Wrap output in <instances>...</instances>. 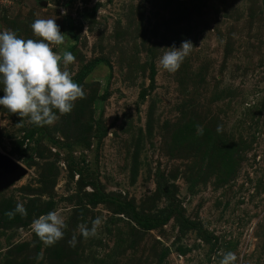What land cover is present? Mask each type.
<instances>
[{
	"label": "rangeland",
	"instance_id": "374dc122",
	"mask_svg": "<svg viewBox=\"0 0 264 264\" xmlns=\"http://www.w3.org/2000/svg\"><path fill=\"white\" fill-rule=\"evenodd\" d=\"M54 16L85 95L44 126L0 106V152L25 169L0 189V264H264V0H0L23 39ZM52 210L67 227L46 247L31 224Z\"/></svg>",
	"mask_w": 264,
	"mask_h": 264
},
{
	"label": "clouds",
	"instance_id": "9594fccd",
	"mask_svg": "<svg viewBox=\"0 0 264 264\" xmlns=\"http://www.w3.org/2000/svg\"><path fill=\"white\" fill-rule=\"evenodd\" d=\"M56 17L36 19L31 24L34 36L38 39H23L12 30H0V106L19 117H27L37 126L51 125L59 115L70 113L75 101L85 95L83 86L73 80L72 74L63 70L61 64L67 65L75 60L72 52L64 50L63 55L53 51V46L64 45L65 35L55 22ZM193 44L181 41L180 46H170L162 54L159 65L168 73H175L191 53ZM220 131V126H217ZM197 135H203L204 129L197 126ZM27 215L24 204L17 203L14 210L7 214ZM101 219L92 221L91 228L81 225L80 233L84 238L95 236ZM67 227L65 218L52 210L41 214L31 224L32 231L46 247L54 245L64 238ZM74 247L76 237L68 241ZM42 253L37 260L42 259ZM235 253L225 252L219 264H236Z\"/></svg>",
	"mask_w": 264,
	"mask_h": 264
},
{
	"label": "water",
	"instance_id": "95a60500",
	"mask_svg": "<svg viewBox=\"0 0 264 264\" xmlns=\"http://www.w3.org/2000/svg\"><path fill=\"white\" fill-rule=\"evenodd\" d=\"M25 169L14 159L0 152V189L19 179Z\"/></svg>",
	"mask_w": 264,
	"mask_h": 264
}]
</instances>
